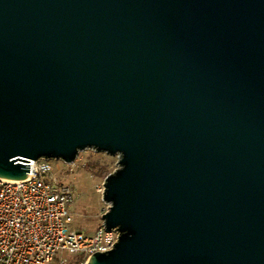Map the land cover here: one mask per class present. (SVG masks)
<instances>
[{
	"label": "water",
	"instance_id": "obj_1",
	"mask_svg": "<svg viewBox=\"0 0 264 264\" xmlns=\"http://www.w3.org/2000/svg\"><path fill=\"white\" fill-rule=\"evenodd\" d=\"M86 149L87 264H264V0H0V178Z\"/></svg>",
	"mask_w": 264,
	"mask_h": 264
},
{
	"label": "built area",
	"instance_id": "obj_2",
	"mask_svg": "<svg viewBox=\"0 0 264 264\" xmlns=\"http://www.w3.org/2000/svg\"><path fill=\"white\" fill-rule=\"evenodd\" d=\"M54 159L27 162L33 173L21 182L0 178V264H68L76 255L87 264L108 252L120 233L103 225L93 234L74 226V188L62 181ZM67 169L74 163L62 160Z\"/></svg>",
	"mask_w": 264,
	"mask_h": 264
},
{
	"label": "rangeland",
	"instance_id": "obj_3",
	"mask_svg": "<svg viewBox=\"0 0 264 264\" xmlns=\"http://www.w3.org/2000/svg\"><path fill=\"white\" fill-rule=\"evenodd\" d=\"M119 161V154L110 155L95 149L81 151L72 169H67L61 159L53 160L62 181L75 190L71 211L76 228L93 234L102 225L103 215L109 208L103 199L105 181L120 168ZM100 168L106 169L108 175L100 174ZM69 257L70 262L77 258L76 255Z\"/></svg>",
	"mask_w": 264,
	"mask_h": 264
},
{
	"label": "trees",
	"instance_id": "obj_4",
	"mask_svg": "<svg viewBox=\"0 0 264 264\" xmlns=\"http://www.w3.org/2000/svg\"><path fill=\"white\" fill-rule=\"evenodd\" d=\"M99 172H100V174H103V175H106L108 173L107 170L106 169H103V168H100V171ZM79 261H80V259L79 258H76V259L72 260L68 264H79Z\"/></svg>",
	"mask_w": 264,
	"mask_h": 264
}]
</instances>
